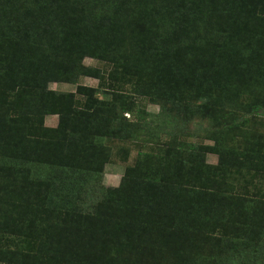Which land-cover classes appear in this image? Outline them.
I'll use <instances>...</instances> for the list:
<instances>
[{
  "label": "rangeland",
  "instance_id": "374dc122",
  "mask_svg": "<svg viewBox=\"0 0 264 264\" xmlns=\"http://www.w3.org/2000/svg\"><path fill=\"white\" fill-rule=\"evenodd\" d=\"M247 5H254V17L238 25V42L245 40L247 43H238L230 54L211 50L206 59L192 60V68L202 66L205 60L209 74H214L221 85L212 81L207 89L197 91L199 87L191 88L183 76L176 86L182 90L180 102L185 107L135 94L133 75L117 74L111 64L85 56L81 58L80 66L97 70L99 79L80 75L74 82H48L43 87L44 97L52 103L61 101L67 114L78 116L88 132L96 127L99 129L95 137L87 135L83 140V143L90 142L83 150L84 157L92 163L98 160L100 168V180L85 201L89 212L107 216L114 211L113 203L132 206L129 187L136 181L133 170L140 163L149 174L170 185L181 188V185L199 182L195 175L198 168L195 155L200 156L202 166L198 168L201 172L198 178L204 192L210 193L203 196L199 207L194 206L198 210L195 227L185 222L184 227L180 225L181 228L167 234L156 227L162 228L168 218L153 216L152 222L156 223H152L148 235H143L142 245L118 244L111 237L112 229H115L113 223L99 218L93 219L97 235L92 232L95 236L89 239L82 220L77 219V224L73 218L70 223L62 222L71 213L46 210L45 201L36 198V195L39 199L43 195L41 189L3 168L2 159L10 145H17L22 138L28 151L35 141L45 136L46 130H51L48 132L52 134L46 133L50 139L58 136L61 130L57 127L59 114L55 113L60 108L40 114L39 125L36 123L38 117L32 116L29 117L31 128L19 125L23 118L27 119V113L39 110L38 102H34L35 91L18 87L15 79L0 81L6 88H0V104L10 109L7 114L11 118L18 111L12 129L0 130V264H56L55 258L61 257L59 253L71 248L72 257L77 253L82 264H229L227 255L215 252L225 246L226 236L232 241L250 244L251 235L247 229L236 230L239 225L247 224L241 222L242 215L237 220L235 211L229 214L234 210V204L241 201L244 208L253 207L260 212L261 218L264 213V0H250ZM64 10L72 21L80 17L74 3ZM36 18H42L38 10ZM74 31L70 22L71 34ZM27 47L23 41H15L3 55L17 65L33 67ZM239 49L244 55H236ZM11 84L12 88L8 90ZM211 91L221 100L229 91L226 97L233 96L236 101L233 105L225 99L223 106L227 113L223 114V121L214 125L203 116L204 112H199L200 104L205 100L203 97H208ZM123 101L132 112L123 115L127 131L120 138L110 130L105 133L101 116L109 113L112 104ZM165 114L175 118L172 124L163 120ZM233 118L236 121L234 129L230 128ZM14 132L19 137H14ZM186 144L192 145L191 150ZM177 154L184 160L180 162L183 165L177 163L180 159ZM59 159L63 166L78 165L77 160L72 161L66 152H62ZM119 211L123 213L124 209ZM145 219L139 220L140 225L146 224ZM249 226L256 227L254 223ZM136 230L139 232L138 228ZM114 235L117 236V232ZM54 242L57 248L51 251L49 245ZM250 250L254 256L259 254L263 258L264 237L252 244ZM250 259L245 264H261L259 258L257 263L252 257ZM238 264L244 262L240 260Z\"/></svg>",
  "mask_w": 264,
  "mask_h": 264
},
{
  "label": "trees",
  "instance_id": "16d2710c",
  "mask_svg": "<svg viewBox=\"0 0 264 264\" xmlns=\"http://www.w3.org/2000/svg\"><path fill=\"white\" fill-rule=\"evenodd\" d=\"M248 1L250 0H0V81L15 79L18 87L34 89V102H38L36 107L39 110L27 113V119L23 118L18 124L24 125L25 129L31 128L33 125L29 117L32 116L38 117L36 123L39 125L40 114H48L53 108H60V113H55L59 114L57 127L61 130L52 139L46 136V133L52 134L48 132L51 130H46L45 136L35 141L28 151L22 138L17 141V145L13 141L14 144L10 145L9 152L2 159L3 168L11 174H19L31 186L41 189L43 195L40 199L36 195V198L45 201L46 210L71 213L62 222L70 223L73 218L77 224V219L82 220V225H85L83 230L89 239L97 235L93 222L95 218L107 219L113 223L115 229H112L111 237L118 244L125 242L134 246L144 243L143 235H148L152 223H156L152 222L153 216L168 218L162 228L156 227L167 234L184 227L185 222L188 226L195 227L198 210L194 206L199 207L203 196L210 193L204 192L198 178L201 173L198 168L202 166L198 154L195 155V165H198L195 175L199 182L193 181L191 186L181 185V188L180 185H170L149 174L147 168L140 163L133 170L137 175L136 181L129 187L132 206H124L121 202L113 203L114 211L107 216L96 211L89 212L85 201L100 180V168L98 160L92 163L84 157L83 150L90 142L83 143V140L87 135L95 137L99 129L96 127L94 131L88 132L78 116L67 114L61 101L49 102L44 97L43 87L48 82H74L80 75L99 79L97 70L80 66V60L85 56L111 64L117 74L133 75L135 94L149 96L151 100L155 98L165 101L171 106L185 107L180 102L182 90L179 89L180 86H176L183 76L184 81H189L191 88L196 85L199 87L197 91L204 87V90L207 89L212 81L221 85L214 74H209L205 60L202 66L193 68L192 60L209 57L211 50L227 51L230 54L238 43H247L245 40L238 42V25L241 23V26L254 17V5H247ZM73 3L80 16L77 21H72L65 15L64 7ZM37 10L41 13V19L36 18ZM262 20L264 23V18ZM70 22L75 29L72 34ZM15 41H23L28 45L33 67L17 65L3 55ZM236 55L244 53L239 49ZM0 88L6 90L1 85ZM11 88L12 84L8 90ZM228 93L229 91L221 100L211 91L208 97H203L205 100L201 99L199 112H204L203 116L213 125L223 121V114L227 113L223 106L225 99L236 104L233 96L226 97ZM123 99L128 101L130 98ZM126 105L127 102L124 101L120 104L115 102L109 113L101 116L105 133L110 130L120 138L126 135L123 115L132 112ZM8 111L9 108L0 104L2 132L12 129L18 118V111L14 118L9 117ZM254 114L257 111L254 110ZM162 117L168 124L175 120L166 114ZM235 126L233 118L230 128L234 129ZM63 134L67 135L61 137ZM13 136L19 137L16 132ZM186 145L191 150L192 145ZM62 152L72 157V161L77 160L78 165L63 166L59 159ZM176 156L180 157L177 163L181 164L184 161L181 155ZM120 208L124 209L123 213L119 211ZM234 211L237 220L242 215L241 222L247 223L239 225L236 230L247 229L251 235L250 244L232 241L226 236L225 246L215 252L227 255L229 264H238L240 260L245 264L252 260L251 257L255 263L259 258L260 263L264 264V256H254L250 250L252 244L264 237V213L261 218L260 212L253 207L244 208L242 201L235 203L234 210L229 211V214ZM144 218L146 224L140 225L139 220L143 221ZM250 223H254L257 228L249 226ZM92 232L95 233L94 236ZM116 232L117 236L114 235ZM217 244L218 241L216 247ZM49 246L51 251L57 248L55 242ZM71 251L72 248L59 253L61 257L55 258V263L82 264L77 253L72 257Z\"/></svg>",
  "mask_w": 264,
  "mask_h": 264
}]
</instances>
